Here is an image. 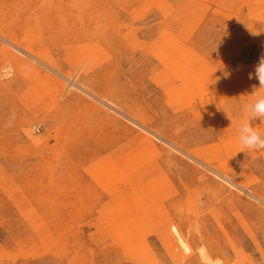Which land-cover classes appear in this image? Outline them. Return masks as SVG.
I'll use <instances>...</instances> for the list:
<instances>
[{
    "label": "rangeland",
    "instance_id": "1",
    "mask_svg": "<svg viewBox=\"0 0 264 264\" xmlns=\"http://www.w3.org/2000/svg\"><path fill=\"white\" fill-rule=\"evenodd\" d=\"M0 33V264H264V0H0Z\"/></svg>",
    "mask_w": 264,
    "mask_h": 264
},
{
    "label": "clouds",
    "instance_id": "2",
    "mask_svg": "<svg viewBox=\"0 0 264 264\" xmlns=\"http://www.w3.org/2000/svg\"><path fill=\"white\" fill-rule=\"evenodd\" d=\"M224 75L227 78L229 73L225 72ZM256 75L261 86L250 94L254 99L238 107L240 119L236 125V141L241 151L264 149V133L253 126V121L256 119L264 122V94L260 91L264 90V58L256 68ZM222 109L228 115L227 110Z\"/></svg>",
    "mask_w": 264,
    "mask_h": 264
},
{
    "label": "bare ground",
    "instance_id": "3",
    "mask_svg": "<svg viewBox=\"0 0 264 264\" xmlns=\"http://www.w3.org/2000/svg\"><path fill=\"white\" fill-rule=\"evenodd\" d=\"M0 35L1 36H3L4 38H6V40H8V42L10 43V45L11 44H14V45H16V43H14V41L11 39V38H9L8 36H4V35H2L1 33H0ZM15 47V46H14ZM18 48V47H17ZM24 52H26V51H24ZM23 52V53H24ZM28 57V56H27ZM31 57H33V55L31 56ZM34 58V57H33ZM88 93V92H87ZM99 98V97H98ZM100 100V99H99ZM100 101H102V100H100ZM108 104V103H107ZM106 104V106H109V105H107ZM147 132V131H146ZM150 132V131H149ZM151 134V133H150ZM145 142L146 143H148V144H150V141H149V139L145 136ZM144 142V143H145ZM176 149H178V148H176ZM189 156V155H188ZM171 160V159H170ZM172 233L174 234V236H175V238H176V241H177V243L180 245V247L181 248H183L184 250H188V248H187V246H186V244H185V242L181 239V237L179 236V234H178V231H177V229L175 228V227H173L172 228ZM201 256H202V258H203V260H205V261H207L208 260V257L205 255V253H201ZM208 262H210L209 260H208ZM210 264H211V262H210Z\"/></svg>",
    "mask_w": 264,
    "mask_h": 264
}]
</instances>
